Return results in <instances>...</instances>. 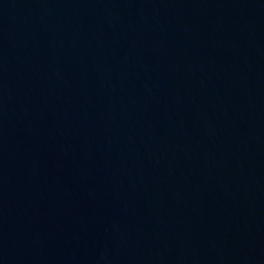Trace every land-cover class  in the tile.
<instances>
[{
    "label": "water",
    "instance_id": "obj_1",
    "mask_svg": "<svg viewBox=\"0 0 264 264\" xmlns=\"http://www.w3.org/2000/svg\"><path fill=\"white\" fill-rule=\"evenodd\" d=\"M0 264H264V0H0Z\"/></svg>",
    "mask_w": 264,
    "mask_h": 264
}]
</instances>
